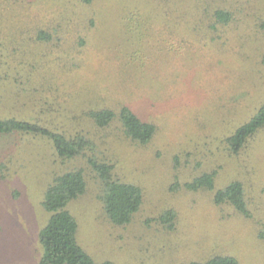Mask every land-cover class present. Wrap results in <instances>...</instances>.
I'll list each match as a JSON object with an SVG mask.
<instances>
[{
    "label": "rangeland",
    "instance_id": "374dc122",
    "mask_svg": "<svg viewBox=\"0 0 264 264\" xmlns=\"http://www.w3.org/2000/svg\"><path fill=\"white\" fill-rule=\"evenodd\" d=\"M219 9L231 23L212 27ZM125 106L156 127L147 145L127 137ZM263 106L264 0H0V119L89 143L62 159L45 136L0 135V264H40L47 191L79 170L68 210L95 262L264 264V127L237 154L228 142ZM95 163L142 190L130 223L108 217ZM233 183L248 215L216 202Z\"/></svg>",
    "mask_w": 264,
    "mask_h": 264
},
{
    "label": "trees",
    "instance_id": "16d2710c",
    "mask_svg": "<svg viewBox=\"0 0 264 264\" xmlns=\"http://www.w3.org/2000/svg\"><path fill=\"white\" fill-rule=\"evenodd\" d=\"M82 1L86 4H91L93 0ZM232 15L226 9L215 10L209 16L213 22L212 27H216L219 24H223V26L229 25ZM92 117L99 124L103 122L104 125L112 120L114 113L106 110L94 114ZM120 119L127 137L136 143L147 145L156 133V127L153 124L141 120L129 107L125 106L122 108ZM263 127L264 106L247 125L239 129L228 140L232 151L235 154L239 153L244 148L247 140ZM15 133L39 135L49 138L54 143L58 156L62 159L82 155L89 147V143L81 137L67 138L63 134L50 131L36 123L28 121L0 119V135ZM93 166L99 173L105 188L102 199L108 217L116 225L130 223L132 216L141 207L143 200L142 190L134 185L111 180L109 176V172L113 169L111 165H97L95 163ZM207 178L210 181V178ZM201 185H203V182H198L191 186V188H198ZM86 187L84 175L80 170L58 176L49 187L44 206L51 217L47 226L40 234V240L44 249L40 264H99L79 244L78 222L68 210L69 203L84 195ZM210 188L212 189L213 186L211 185ZM216 202L219 204L228 202L243 214H249L244 189L240 183H233L224 191L218 192ZM168 215L169 219H171L170 221L174 220V213L169 212ZM191 264H238V262L231 257H220L208 262H194Z\"/></svg>",
    "mask_w": 264,
    "mask_h": 264
}]
</instances>
